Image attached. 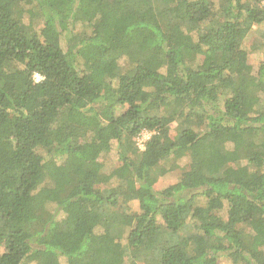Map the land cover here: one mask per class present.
<instances>
[{
  "label": "trees",
  "instance_id": "16d2710c",
  "mask_svg": "<svg viewBox=\"0 0 264 264\" xmlns=\"http://www.w3.org/2000/svg\"><path fill=\"white\" fill-rule=\"evenodd\" d=\"M221 257L264 264V0H0V264Z\"/></svg>",
  "mask_w": 264,
  "mask_h": 264
},
{
  "label": "rangeland",
  "instance_id": "374dc122",
  "mask_svg": "<svg viewBox=\"0 0 264 264\" xmlns=\"http://www.w3.org/2000/svg\"><path fill=\"white\" fill-rule=\"evenodd\" d=\"M260 55L257 53H253L251 54V56L249 57V63L250 65H252V67H254L255 69H257L258 65L260 64ZM257 70H254V72H256ZM175 125L172 126L173 130H174ZM173 136L175 134H172ZM151 134L148 132H144L141 137L137 140V143L139 145V148L141 150L144 149V145L145 143L150 139ZM98 161H100V168L107 174H109L110 176L111 171L114 170L115 168L120 166V163L115 155L114 152H111L110 154H103L100 155L98 157ZM179 179V172H175L174 175H171V177H167L164 179H160L158 181V183L156 184L155 188L157 191H162L165 188L169 187L170 185H173L174 183H176ZM203 203H205V200H203ZM134 210H138V203H134L132 205ZM220 264H227L224 257H221L220 259Z\"/></svg>",
  "mask_w": 264,
  "mask_h": 264
}]
</instances>
